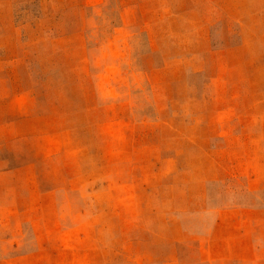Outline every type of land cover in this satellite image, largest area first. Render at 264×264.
<instances>
[{
    "label": "rangeland",
    "instance_id": "1",
    "mask_svg": "<svg viewBox=\"0 0 264 264\" xmlns=\"http://www.w3.org/2000/svg\"><path fill=\"white\" fill-rule=\"evenodd\" d=\"M3 6L0 264H264V0Z\"/></svg>",
    "mask_w": 264,
    "mask_h": 264
},
{
    "label": "crops",
    "instance_id": "2",
    "mask_svg": "<svg viewBox=\"0 0 264 264\" xmlns=\"http://www.w3.org/2000/svg\"><path fill=\"white\" fill-rule=\"evenodd\" d=\"M10 2H15V0H9ZM3 2V1H2ZM9 10H10V8L9 7H2L1 8V10H0V16H1V19H3V20H6V19H8V20H10L11 18H13V16H10L9 15ZM9 29H6V30H2L1 31V34H5V33H7V32H10V31H8ZM11 32H14V29H11ZM4 64V61H0V65H3ZM16 122V121H15ZM18 122V121H17ZM14 122H11V123H9V124H13ZM3 159L4 158H2V157H0V164L2 163V162H4L3 161ZM4 178H7V175L6 174H4V173H0V180L1 179H4ZM9 190V194H12V192H13V190H12V188H9L8 189Z\"/></svg>",
    "mask_w": 264,
    "mask_h": 264
}]
</instances>
